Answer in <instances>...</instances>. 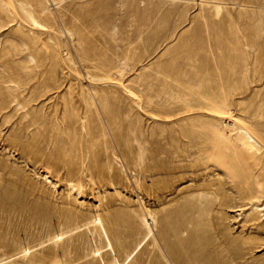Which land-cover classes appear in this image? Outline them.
<instances>
[{
  "label": "rangeland",
  "instance_id": "obj_1",
  "mask_svg": "<svg viewBox=\"0 0 264 264\" xmlns=\"http://www.w3.org/2000/svg\"><path fill=\"white\" fill-rule=\"evenodd\" d=\"M0 264H264V0H0Z\"/></svg>",
  "mask_w": 264,
  "mask_h": 264
}]
</instances>
